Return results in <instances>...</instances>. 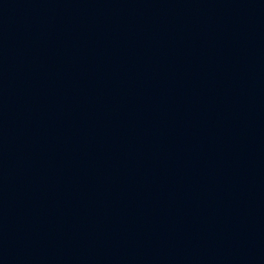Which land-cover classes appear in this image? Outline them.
Returning <instances> with one entry per match:
<instances>
[{
	"label": "water",
	"instance_id": "1",
	"mask_svg": "<svg viewBox=\"0 0 264 264\" xmlns=\"http://www.w3.org/2000/svg\"><path fill=\"white\" fill-rule=\"evenodd\" d=\"M0 264H264V0H0Z\"/></svg>",
	"mask_w": 264,
	"mask_h": 264
}]
</instances>
